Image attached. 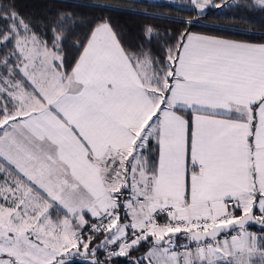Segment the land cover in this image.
I'll return each instance as SVG.
<instances>
[{
	"label": "snow or ice",
	"instance_id": "obj_1",
	"mask_svg": "<svg viewBox=\"0 0 264 264\" xmlns=\"http://www.w3.org/2000/svg\"><path fill=\"white\" fill-rule=\"evenodd\" d=\"M48 12L0 0V264H264V43Z\"/></svg>",
	"mask_w": 264,
	"mask_h": 264
},
{
	"label": "trees",
	"instance_id": "obj_2",
	"mask_svg": "<svg viewBox=\"0 0 264 264\" xmlns=\"http://www.w3.org/2000/svg\"><path fill=\"white\" fill-rule=\"evenodd\" d=\"M92 2L93 0H15V5L21 15L40 24L44 23L46 15H50L49 9H73L82 13L88 20L96 16H108L130 51L140 47L145 50L151 48L156 55H162L161 46L168 42L169 36L186 28L190 32L220 38L264 43V12L237 6L244 0H211L203 14L191 11L189 0H107L121 7L103 11L86 6ZM216 4L223 6L214 7ZM189 19L194 23L188 25L182 22ZM147 25L157 29L160 37L153 36L149 42L144 34ZM86 30L87 22L77 30L76 35H81ZM66 51L71 61L76 55V49L69 47ZM115 264L130 262L124 257H119L115 258Z\"/></svg>",
	"mask_w": 264,
	"mask_h": 264
},
{
	"label": "crops",
	"instance_id": "obj_3",
	"mask_svg": "<svg viewBox=\"0 0 264 264\" xmlns=\"http://www.w3.org/2000/svg\"><path fill=\"white\" fill-rule=\"evenodd\" d=\"M165 1H170V0H165ZM192 33H194V32H192ZM196 34H200V35H207V34H203V33H196ZM207 36H211V35H207ZM226 39V38H225ZM250 43H252V42H250ZM186 241H184V240H178L177 241V243H180V244H182V243H185Z\"/></svg>",
	"mask_w": 264,
	"mask_h": 264
},
{
	"label": "rangeland",
	"instance_id": "obj_4",
	"mask_svg": "<svg viewBox=\"0 0 264 264\" xmlns=\"http://www.w3.org/2000/svg\"><path fill=\"white\" fill-rule=\"evenodd\" d=\"M173 1V0H170ZM251 231H258L259 230V226H254L252 228H250Z\"/></svg>",
	"mask_w": 264,
	"mask_h": 264
}]
</instances>
